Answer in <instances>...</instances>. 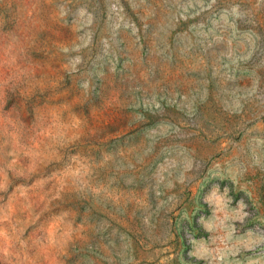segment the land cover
<instances>
[{"label": "rangeland", "instance_id": "rangeland-1", "mask_svg": "<svg viewBox=\"0 0 264 264\" xmlns=\"http://www.w3.org/2000/svg\"><path fill=\"white\" fill-rule=\"evenodd\" d=\"M0 264H264V0H0Z\"/></svg>", "mask_w": 264, "mask_h": 264}]
</instances>
